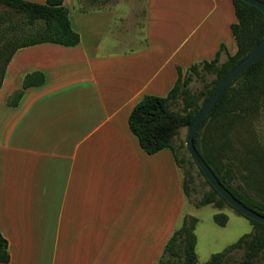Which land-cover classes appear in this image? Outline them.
I'll return each instance as SVG.
<instances>
[{
  "label": "crops",
  "instance_id": "crops-1",
  "mask_svg": "<svg viewBox=\"0 0 264 264\" xmlns=\"http://www.w3.org/2000/svg\"><path fill=\"white\" fill-rule=\"evenodd\" d=\"M140 3L65 0L80 44L22 48L8 65L0 89L6 264L160 262L185 202L182 172L170 149L141 148L129 117L145 96L166 97L179 68L212 61L222 46L234 55L238 20L231 0ZM34 72L45 83L10 106Z\"/></svg>",
  "mask_w": 264,
  "mask_h": 264
},
{
  "label": "trees",
  "instance_id": "trees-1",
  "mask_svg": "<svg viewBox=\"0 0 264 264\" xmlns=\"http://www.w3.org/2000/svg\"><path fill=\"white\" fill-rule=\"evenodd\" d=\"M231 2L238 20L231 26L237 43V52L228 55L222 62V54L226 51L225 46H222L215 59L201 63L205 70L214 75L213 82L202 93L203 103L195 105L194 101L187 99L189 110L185 113L174 112L170 108L172 103L188 96V88L194 81L199 65L194 64L186 72L178 69V80L166 97L145 96L134 107L129 117L130 129L138 138L141 148L149 155L170 149L181 169H188L193 163L179 156L175 146L179 130L190 127L222 80L264 38L263 12L242 0ZM0 4L10 10L13 16L11 18L8 14V17L0 15V89L7 67L18 50L46 43L74 47L81 42L79 33L73 29L65 0H46L45 3L0 0ZM44 83L45 75L42 72L26 75L22 90L11 96L8 104L17 107L25 90L40 87ZM263 121L264 58L248 68L227 88L194 138L198 152L219 181L237 200L262 216H264V136H260L258 128L262 126ZM240 131H245L250 136L252 149L247 144H243L242 151L234 149L240 144L236 141ZM216 138L218 143L215 141ZM200 173L205 177L201 170ZM206 182L212 187L213 194L197 201L195 203L197 208L213 204L214 196L219 197L215 203L217 206L229 204L208 180ZM193 183L192 175L185 178L182 183L183 192L188 199L192 198L190 185ZM214 220L221 227L227 222L223 214L215 215ZM250 221L255 228L252 235L245 236L221 253L214 254L205 264H226L237 251H243L244 255L234 264H257V259L264 251V224ZM198 224L197 217H185L182 226L175 231L166 245L158 264H197ZM10 259L8 241L0 233V263H9Z\"/></svg>",
  "mask_w": 264,
  "mask_h": 264
},
{
  "label": "rangeland",
  "instance_id": "rangeland-1",
  "mask_svg": "<svg viewBox=\"0 0 264 264\" xmlns=\"http://www.w3.org/2000/svg\"><path fill=\"white\" fill-rule=\"evenodd\" d=\"M140 2L141 9H143V0H140ZM119 8H122L123 11H127L129 9L128 2L126 1L124 3H121ZM10 13V10H7V8L0 4V15L2 17H8V14L11 18H13ZM228 55L230 54L225 51L222 54L221 61L224 62L228 58ZM213 79L214 75L211 72L205 70L202 64L199 63L198 70L195 72L194 81L188 88V96L186 98L182 97L176 102L172 103L170 105L171 110L178 113H185L189 110L187 106V99L189 98L195 102V105H201L203 103L202 93L208 85H211ZM15 90L16 91H14L13 95L16 92L20 91V87ZM188 129L189 127H184L179 130L175 138V146L178 149L180 157H184L190 163H193L189 166L188 169H181V177L183 180L189 177V175H192L194 177V183L190 185L192 198L188 199L184 193L185 202L181 208L182 210L179 218H177V220L173 222V231L169 240L171 239L175 231H177L182 226L183 219L185 217H197L199 219V224L196 228V235L198 240L196 246V253L198 258L197 264H205L211 259L214 254L221 253L228 246L238 242V240H240L241 238L252 235L255 228L248 218L241 215L231 205L223 204L222 207L217 206L215 203L219 200L218 196H214L215 202L213 204L202 208L196 207L195 203L201 199L206 198L209 195H212L213 189L206 182V178L201 175L200 168L197 164L194 163L189 154L188 148L186 146ZM258 133L260 134V136H264V121L262 123V126L258 128ZM237 137L236 141L240 144H237L235 146V150L242 151L244 149L243 144H247L252 149L251 138L245 131H240ZM215 141L216 143H218L217 138ZM217 214H223L227 218V222L224 227L216 224L214 216ZM247 239L249 240V237ZM169 240L167 241L166 245L168 244ZM163 254L161 258L163 257ZM243 255V251L234 252L232 255V260L226 264H234L236 262H239L242 259ZM257 264H264V251L257 259Z\"/></svg>",
  "mask_w": 264,
  "mask_h": 264
},
{
  "label": "water",
  "instance_id": "water-1",
  "mask_svg": "<svg viewBox=\"0 0 264 264\" xmlns=\"http://www.w3.org/2000/svg\"><path fill=\"white\" fill-rule=\"evenodd\" d=\"M243 2L255 6L260 9L264 14V2L259 0H242ZM264 58V38L257 45V47L236 67H234L228 75L222 80L216 91L214 92L212 98L205 105L199 115L193 120L192 124L188 129L187 142L186 146L188 148L189 154L195 163L198 165L200 170L205 175L209 183L214 187V189L237 211L242 215L252 221L264 224V216L258 214L257 212L251 210L245 206L242 202L237 200L232 193L219 181L217 176L214 174L212 169L207 165L205 160L202 158L198 152L194 138L197 131L200 129L202 124L209 117L218 101L222 97L223 93L227 88L239 77L241 76L248 68L257 63L258 61Z\"/></svg>",
  "mask_w": 264,
  "mask_h": 264
}]
</instances>
